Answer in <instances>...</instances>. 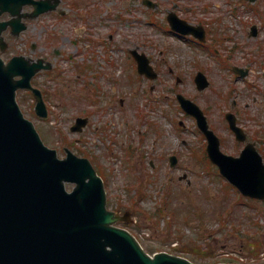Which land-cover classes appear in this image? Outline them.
<instances>
[{
	"label": "rangeland",
	"instance_id": "1",
	"mask_svg": "<svg viewBox=\"0 0 264 264\" xmlns=\"http://www.w3.org/2000/svg\"><path fill=\"white\" fill-rule=\"evenodd\" d=\"M159 1L156 11L139 4L128 11L122 0H93L86 20L50 31L36 19L21 37L7 34L6 58L24 53L56 64L33 80L44 90L49 117L37 116L30 92H18L20 105L61 155L64 146L89 155L104 177L108 206L133 212L127 227L148 252H175L204 264L241 258L246 263L255 256L262 264L264 202L243 196L203 158L206 138L176 94L196 101L223 150L238 155L243 144L225 118L234 111L250 138L257 132L262 139L258 147L264 156V0ZM174 4L183 17L208 22L215 38L210 48L219 55L159 25L166 26L167 8ZM254 24L259 33L249 36ZM137 46L157 66L156 80L138 78L136 68L127 67L128 50ZM233 65L250 73L237 76ZM199 70L211 81L203 91L194 80ZM80 115L90 116V126L72 133L69 128ZM171 154L179 158L174 167Z\"/></svg>",
	"mask_w": 264,
	"mask_h": 264
},
{
	"label": "water",
	"instance_id": "2",
	"mask_svg": "<svg viewBox=\"0 0 264 264\" xmlns=\"http://www.w3.org/2000/svg\"><path fill=\"white\" fill-rule=\"evenodd\" d=\"M29 1L0 0V14L9 11L18 15L0 21L2 45L1 34L9 23L17 32L25 28L20 10ZM39 5L31 17L42 11ZM169 20L177 31L195 32L194 26L175 13ZM135 55L140 71L151 74L148 59ZM41 67L40 62L23 56L7 63L0 57V264H195L167 252L148 254L130 231L115 225L119 220L130 221V212L121 215L107 209L103 179L90 160L68 148L67 156L60 158L56 149L44 144L16 100L18 88H30L37 98V113L47 115L40 90L31 85L32 76ZM17 75L22 78L16 79ZM196 81L200 89L209 84L202 72ZM178 97L197 117L209 140V155L223 175L243 194L264 199V162L254 144H248L239 157L223 153L199 106L183 95ZM227 117L237 138L244 140L246 135L236 125L235 115L228 113ZM85 124V119H78L72 130ZM171 160L173 164L177 161L175 156ZM66 182L76 184L71 192Z\"/></svg>",
	"mask_w": 264,
	"mask_h": 264
},
{
	"label": "flooded vegetation",
	"instance_id": "3",
	"mask_svg": "<svg viewBox=\"0 0 264 264\" xmlns=\"http://www.w3.org/2000/svg\"><path fill=\"white\" fill-rule=\"evenodd\" d=\"M57 1L56 9L53 11H50L48 13H44L40 16V20H43L42 27L45 29L46 26H48L50 31H56V26H62V24H73L76 19L86 20L87 17H89L88 12H92L91 6L93 0H51V4H55ZM96 1V0H95ZM122 5H127L129 7L127 10L130 11V7L133 4H139L142 6H145V0H122ZM152 2H159V0H153ZM161 2L158 3L160 5ZM25 11H31L33 10V7L28 5L24 8ZM43 17L50 18L49 20H44ZM47 22H51V24H47ZM102 22V21H101ZM196 24H201L205 27V33H206V40L205 42L200 41L199 39L191 36V38L194 42L198 44V46L201 47H209V42H211L214 39L213 31L208 27V24H204L202 22H194ZM29 28V27H28ZM28 30V29H27ZM170 31V30H169ZM193 37V38H192ZM33 48L36 47V45H32ZM47 59V58H46ZM56 65V64H55ZM251 140V139H250Z\"/></svg>",
	"mask_w": 264,
	"mask_h": 264
}]
</instances>
